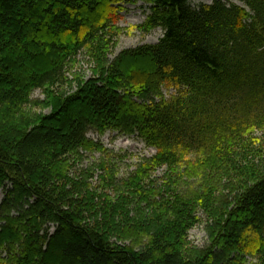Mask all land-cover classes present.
I'll return each mask as SVG.
<instances>
[{"label": "trees", "instance_id": "1", "mask_svg": "<svg viewBox=\"0 0 264 264\" xmlns=\"http://www.w3.org/2000/svg\"><path fill=\"white\" fill-rule=\"evenodd\" d=\"M130 1L88 0L81 13L83 0H0L8 6L0 8V189L12 185L0 207V264H213L212 248L195 258L184 252L197 200L191 205L177 195L153 204L148 198V225H155L149 243L136 250L111 238H124L115 216L124 217L131 194L101 197L56 166L68 153L96 145L90 129L137 134L156 149L142 179L130 180L143 200L150 196L144 177L154 166L174 172L191 152L215 166L226 163L233 145L264 121V0H240L246 8L224 0L197 6L140 0L148 11L137 27L161 28L163 36L108 60L105 37ZM84 47L104 63L98 74L54 97L49 114L27 121L32 92L65 83L68 61ZM144 58L151 70L133 66ZM164 88L175 92L166 97ZM228 208L211 210L215 242L264 264V174L242 186ZM140 221L133 226L147 231Z\"/></svg>", "mask_w": 264, "mask_h": 264}, {"label": "rangeland", "instance_id": "2", "mask_svg": "<svg viewBox=\"0 0 264 264\" xmlns=\"http://www.w3.org/2000/svg\"><path fill=\"white\" fill-rule=\"evenodd\" d=\"M87 1L83 0L81 13H83L84 4ZM212 1L190 0V3L192 6H197L200 3L209 4ZM232 1L242 4L236 0ZM5 7L8 6L0 2V8ZM32 11H34V16H29L35 21L37 15L39 18V14L35 9ZM146 15L147 9L144 3L139 0H132L124 5L121 19L116 22V28L105 37L108 46V60H114L124 50L146 43H155L162 37L163 30L161 28L144 33L137 27L145 21ZM10 20L13 26L18 25L14 15L10 17ZM21 26L26 29L29 27L28 24H21ZM3 28V25L0 24V30ZM48 32L47 35L43 33L47 39L51 35ZM36 34L40 39L43 38L39 29L36 30ZM143 60L146 62L133 63V66L143 67L142 65H146L145 69L151 70L152 65L148 67L147 59L144 58ZM102 65L104 63L99 61L97 54L93 53L90 48L84 47L79 50L77 55L68 61L65 83H58L50 90L37 88L32 92L30 104L26 105L24 110L27 121L42 114H49L54 107L52 104V101H55L53 100L54 97L76 89L82 81L97 75ZM3 69L1 68L0 72ZM174 92L173 88L163 89L164 96H170ZM67 113H63V118ZM87 137L96 145L91 148L81 147L68 153L58 162L56 167L58 171L67 172L73 180H85L89 184L88 188L101 197L109 196L116 200L119 195L131 194L129 201L125 202L127 212L123 214L124 217L122 215L115 216L117 222H120L124 229V238L119 240L117 235H112V240L136 250L144 249L149 243L148 230L155 225L154 223L148 225L147 214L151 215V209L146 205L147 199L149 198L153 204H161L164 200H172L177 195H185L186 202L188 201L191 205L194 200L199 203L192 205L195 207L194 214L197 221L187 231L186 243L184 242V252L188 257H198L206 249L212 248L213 264L260 263L255 256L241 254L237 251L229 252L224 243L215 242L212 231H214L216 219L211 210L214 211L213 213H224L227 209L229 210V205L235 201L242 186L248 184L255 177L264 174L262 168L264 166V121L254 125L250 133L244 134L240 141L233 145L231 152H228L227 160L225 159L226 163H218L215 166L208 156H200L197 152H191L174 172L166 165L154 166L148 170L149 177H144L143 182L146 189L150 190V196H144L145 200L139 196L141 194L139 191L137 192L133 184L131 186L129 184L134 177L142 179L141 174L143 175V171H145V164L149 158L156 154V150L146 145L137 135H127L117 131H107L101 135L96 129H90L87 132ZM252 170L254 173L251 172ZM253 174L257 175L251 177ZM7 189H12L10 183ZM6 190L0 189L3 196L0 207L4 201ZM118 206L121 207V204ZM122 207L126 209L123 204ZM2 214V219H4L5 214ZM9 215L13 217L15 214L11 210ZM141 218L142 223L147 222L145 224L148 225L147 231L142 229L141 223L139 229L133 226V220L140 221ZM0 223H4V220H0ZM58 256L57 252L52 255L54 259L64 261ZM64 263L69 264L65 261Z\"/></svg>", "mask_w": 264, "mask_h": 264}, {"label": "bare ground", "instance_id": "3", "mask_svg": "<svg viewBox=\"0 0 264 264\" xmlns=\"http://www.w3.org/2000/svg\"><path fill=\"white\" fill-rule=\"evenodd\" d=\"M90 12H92V9H90ZM2 199H3V196H2V194L0 193V203H1Z\"/></svg>", "mask_w": 264, "mask_h": 264}]
</instances>
